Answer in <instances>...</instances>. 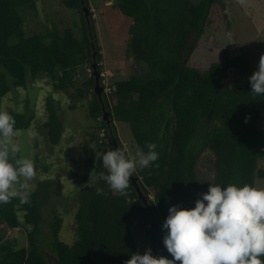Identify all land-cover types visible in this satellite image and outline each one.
<instances>
[{"label": "trees", "instance_id": "trees-1", "mask_svg": "<svg viewBox=\"0 0 264 264\" xmlns=\"http://www.w3.org/2000/svg\"><path fill=\"white\" fill-rule=\"evenodd\" d=\"M79 2L66 0L69 7H77ZM111 6L132 20L130 51L136 61L147 65V74L115 81L109 95L102 92L101 100L94 91L92 74L87 82L92 97L89 116L99 123L107 140L101 144L109 150L115 149L118 141L115 122L129 126L138 149L147 151V143L157 145L158 161L137 169L136 174L157 217L163 241L166 230L162 224L169 207L192 208L209 188L203 187L195 172L204 149L210 148L215 154L214 184L254 185L255 175L264 177V170L257 171L258 161L264 156V132L257 126L264 96L251 92L249 77L254 71L243 55L213 63L206 70L189 65L211 21L212 9L224 11L223 0H203L197 6L189 0H118ZM32 9H36V0H0V65L12 76L15 87L25 86L27 76L36 80L46 75L55 89L65 91L74 84L77 67L85 59L91 60L92 45L96 58L101 59L93 14L84 22L82 38L76 37L71 28L27 36L24 12ZM229 69L240 73L232 85L223 80ZM46 110L47 119L40 128L50 143L57 144L62 125L51 99ZM8 113L16 120L15 129L30 126L32 117ZM91 163L97 184L84 188L79 195L73 244L59 240L61 217L53 216L56 264H126L137 251L129 219L144 215L151 223L148 209L131 182L123 195L114 192L97 179L98 173L105 171L102 160L92 156ZM98 188H103L104 195L96 194ZM47 196V185L40 182L27 203L13 199L0 205V264H48L38 241ZM2 223L11 229L31 227L27 245L19 247L14 240L4 239ZM145 233L152 254L159 257L155 229L149 226ZM162 257L172 259L165 245Z\"/></svg>", "mask_w": 264, "mask_h": 264}, {"label": "rangeland", "instance_id": "rangeland-1", "mask_svg": "<svg viewBox=\"0 0 264 264\" xmlns=\"http://www.w3.org/2000/svg\"><path fill=\"white\" fill-rule=\"evenodd\" d=\"M118 0H112L111 4ZM224 11L214 7L210 13L211 21L204 28L198 45L191 54L189 65L200 70H206L213 63L223 62L243 55L253 71L258 68L260 57L264 55V0H223ZM77 7H69L66 0H36V9L24 12L25 35L34 33L62 32L71 28L76 37L82 38L84 22H87L83 6H87L93 14L94 26L100 46L101 59H93L91 48L90 61L85 59L75 72L74 84L65 91L53 87L50 77L42 75L36 80L27 76V84L15 87L13 78L0 65V111H13L32 117L30 126L26 129H15V143L21 144L23 155L34 161L36 177L30 181L31 192L40 184L47 185L48 196L42 207L40 232L38 234L39 248L48 264H56V249L52 234V222L55 214L61 217L59 240L73 244L76 238L75 214L78 209L81 191L97 184L91 163L96 153L108 151V146L101 142L107 141L99 123L89 116V105L92 97L89 95L88 80L93 74L91 64L96 61L101 73L100 85L109 95L110 88L119 79L132 76L143 78L147 74V65L136 61L130 51V40L134 35L133 23L115 7L108 6L109 0H87ZM90 24V23H88ZM240 73L229 69L223 75V80L235 83ZM2 83L5 87L2 89ZM83 91V94L79 93ZM4 91V92H2ZM51 99L61 120V138L57 144L50 143L41 125L47 119L46 103ZM73 106V109H71ZM106 111V108H105ZM118 143L123 150L134 155L137 146L132 138L129 126L115 122ZM258 128L264 132V100L261 101ZM115 142V140H114ZM121 148V147H120ZM92 155V156H91ZM215 154L206 148L200 154L196 165V178L204 188H207L216 175L214 167ZM264 170V156L259 159L257 171ZM134 177H139L135 173ZM139 184V180H137ZM140 186V184H139ZM257 187H264V177L255 175ZM150 197L153 198L152 193ZM136 242V253L143 254L151 250V243L145 230L150 221L144 215L129 219ZM31 227L11 229L2 223L4 239L14 240L17 246L27 245V232Z\"/></svg>", "mask_w": 264, "mask_h": 264}, {"label": "clouds", "instance_id": "clouds-1", "mask_svg": "<svg viewBox=\"0 0 264 264\" xmlns=\"http://www.w3.org/2000/svg\"><path fill=\"white\" fill-rule=\"evenodd\" d=\"M249 83L253 94L264 96V55ZM15 124L11 114L0 111V205L13 199L27 203L30 181L37 175L34 161L14 142ZM146 149H137L135 155L120 148L96 153L105 170L97 179L123 195L137 169L158 161L157 145L147 143ZM96 194L104 195L103 188ZM162 229L172 259L156 257L149 249L132 254L126 264H264V187L211 183L194 207L171 205Z\"/></svg>", "mask_w": 264, "mask_h": 264}, {"label": "water", "instance_id": "water-1", "mask_svg": "<svg viewBox=\"0 0 264 264\" xmlns=\"http://www.w3.org/2000/svg\"><path fill=\"white\" fill-rule=\"evenodd\" d=\"M191 2L192 5H200L202 3L203 0H189ZM83 3V0L81 1ZM83 11L85 14V17L88 21V15L91 13V10L87 7V6H83ZM92 48L94 49V46L92 45ZM97 51L93 52V59L95 58ZM99 65L98 62L94 61L91 64V68L93 70V76H94V80H95V84H94V91L96 93V95L99 97V99L101 100V94L104 90V88L100 85V76L101 73L98 71L97 66ZM108 116V112L105 111V116L104 118L106 119ZM116 148H119V146L117 144H115ZM130 182L132 184V186L135 188V190L139 193V197L142 199L143 203L146 205L150 218H151V223H150V227L154 228L156 231V237H157V247H158V251H159V257L163 256V252H164V243L160 237V232H159V227H158V220L157 217L155 216V214L153 213L151 207L148 205L147 203V198L146 196L143 195L140 186L137 182V177H130Z\"/></svg>", "mask_w": 264, "mask_h": 264}, {"label": "flooded vegetation", "instance_id": "flooded-vegetation-1", "mask_svg": "<svg viewBox=\"0 0 264 264\" xmlns=\"http://www.w3.org/2000/svg\"><path fill=\"white\" fill-rule=\"evenodd\" d=\"M82 3V2H81ZM82 4H84V1H83V3Z\"/></svg>", "mask_w": 264, "mask_h": 264}, {"label": "built area", "instance_id": "built-area-1", "mask_svg": "<svg viewBox=\"0 0 264 264\" xmlns=\"http://www.w3.org/2000/svg\"><path fill=\"white\" fill-rule=\"evenodd\" d=\"M102 134H104V133H102Z\"/></svg>", "mask_w": 264, "mask_h": 264}]
</instances>
